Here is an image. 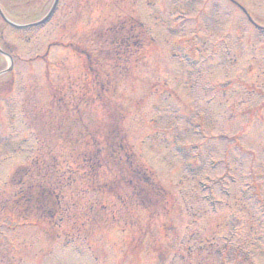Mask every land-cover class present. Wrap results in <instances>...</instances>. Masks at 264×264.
<instances>
[{"label": "rangeland", "instance_id": "1", "mask_svg": "<svg viewBox=\"0 0 264 264\" xmlns=\"http://www.w3.org/2000/svg\"><path fill=\"white\" fill-rule=\"evenodd\" d=\"M0 50V264H264V0H58Z\"/></svg>", "mask_w": 264, "mask_h": 264}]
</instances>
